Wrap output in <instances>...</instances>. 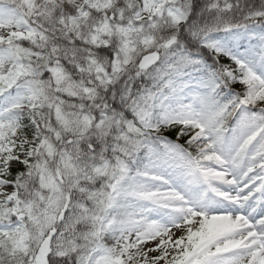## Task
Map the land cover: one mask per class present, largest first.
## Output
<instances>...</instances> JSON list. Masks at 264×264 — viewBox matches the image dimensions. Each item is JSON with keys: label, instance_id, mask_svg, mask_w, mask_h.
I'll list each match as a JSON object with an SVG mask.
<instances>
[{"label": "snow or ice", "instance_id": "1", "mask_svg": "<svg viewBox=\"0 0 264 264\" xmlns=\"http://www.w3.org/2000/svg\"><path fill=\"white\" fill-rule=\"evenodd\" d=\"M0 264H264V0H0Z\"/></svg>", "mask_w": 264, "mask_h": 264}]
</instances>
